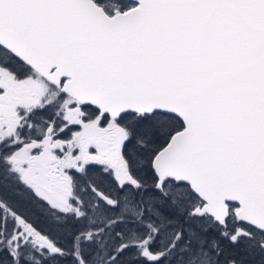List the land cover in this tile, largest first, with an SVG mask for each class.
<instances>
[{"label":"snow or ice","instance_id":"snow-or-ice-1","mask_svg":"<svg viewBox=\"0 0 264 264\" xmlns=\"http://www.w3.org/2000/svg\"><path fill=\"white\" fill-rule=\"evenodd\" d=\"M0 264H264V0H0Z\"/></svg>","mask_w":264,"mask_h":264}]
</instances>
